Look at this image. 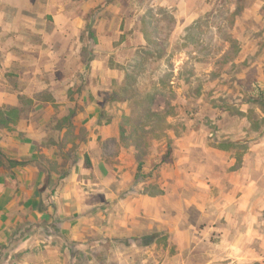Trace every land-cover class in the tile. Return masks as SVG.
<instances>
[{
    "label": "rangeland",
    "instance_id": "1",
    "mask_svg": "<svg viewBox=\"0 0 264 264\" xmlns=\"http://www.w3.org/2000/svg\"><path fill=\"white\" fill-rule=\"evenodd\" d=\"M18 1L30 7L41 0ZM57 2L55 10L64 7L73 17L78 16V23L83 21L81 45L76 52L71 47L75 40L71 31L64 39L60 33L45 46L38 34L32 35L31 51L22 53L27 61L13 64L14 70L26 75L19 77L18 74L12 81L23 88L27 97L33 98V104L26 103L25 121L62 118L77 102L68 100V88L83 91L78 100L83 110L75 120L86 131L87 142L82 152L90 155L92 167L77 163L71 174L62 180L60 189L52 193L51 216L56 222L62 221L59 224L62 227L51 223L47 229L37 228V235L18 252H13L11 258L10 254L3 257L4 253L0 252V264H182L186 257L177 251L171 228L159 227L163 225L160 219L170 220L174 218L173 211L177 213L180 209L188 223H195L201 212L196 206L189 208L187 200L199 194L200 199L203 195L208 198L212 192L209 196L208 192L202 195V190L196 189L193 183L176 176L175 168L182 171L186 166H200L206 161L200 151L210 150L222 151L213 158L218 167L221 160H227V173L233 172V167L238 169L239 152L242 153L240 165L247 155L246 170L253 177L259 178L252 170L257 161L261 166L258 172L260 175L263 172L264 112L259 105L245 101L248 94L258 93L257 82L263 83L264 90V0H248L249 6L236 17L232 14L233 0H159L152 6L162 8L163 13L154 9L150 15H147V0ZM54 15H60L58 21L69 17V13L64 12ZM155 19L164 26L163 36H167L169 42L167 53L157 62L149 57L145 65H131L137 46L147 43L141 25L155 23ZM196 22L198 34L194 37L199 39L198 45L186 40L191 33L189 28ZM90 23L96 34L93 40L86 29ZM51 26L50 21L37 17V27L50 29ZM49 48L57 52L51 57H40L41 50ZM130 70L134 73L131 78L128 77ZM6 80L9 79H4L7 85ZM161 88L165 95L159 93V102L166 100L171 105L168 115L161 120L148 121L147 137L142 138L139 145L124 141L121 125L130 116L133 123H143L145 115L140 104L149 93L159 92ZM50 97L54 100L44 103V99ZM113 97H121V100L113 101ZM123 98L126 100L122 101ZM227 101L238 105L247 115L242 119L227 112ZM161 106L164 107V103ZM251 106H254L252 110ZM17 126L0 131V148L5 155L18 149L37 155L38 150H46L45 143L59 148L52 142L59 137L69 146L73 140H79L50 123L46 129L32 133V139L26 141ZM130 129L133 131L132 126ZM171 139L176 155L168 162L163 161ZM14 140L21 145L17 146ZM227 141L236 146L223 147L222 143ZM190 150L194 154L189 158L186 152ZM144 155L147 163L142 171L148 178L138 180V163ZM178 177L180 183H177ZM260 179L264 183L262 175ZM170 194H175L180 204L172 201ZM147 196L160 197L159 203L168 213H159L162 207H157ZM207 211L213 217L216 215L209 207ZM215 220L209 225L200 224L209 234L200 246L201 253L191 255L189 264L202 261L203 254H211L213 249L224 258L223 246L236 240L234 230L227 231L232 229L229 220L219 219L216 222L219 229L212 230L210 226ZM63 226L67 227L65 231ZM260 230L264 234V222L260 223ZM224 235L229 236L227 242ZM14 249L11 244L8 252Z\"/></svg>",
    "mask_w": 264,
    "mask_h": 264
},
{
    "label": "crops",
    "instance_id": "2",
    "mask_svg": "<svg viewBox=\"0 0 264 264\" xmlns=\"http://www.w3.org/2000/svg\"><path fill=\"white\" fill-rule=\"evenodd\" d=\"M58 4L57 0H41L39 3L35 1L32 3L33 6L29 7L21 4V1L18 0H0V107H16L20 104V95L24 93V90L12 81V78L17 77L19 74L18 71L13 69V64L20 60L22 62L27 61V58L22 57V53L23 50L24 53L31 51L30 46L33 43L30 37L32 35L38 34L41 38L42 45L45 46L49 40H53L60 33L64 39L67 32L71 31L73 39H75L71 47L76 52L78 45H81V38L80 36L78 37V33L84 29L83 21L78 23V16L75 15L73 17L70 15V11L66 12V8L64 7L55 10L53 7H57ZM63 12L69 13V17H64L63 21H58L60 15L56 17L54 14ZM37 17L43 18L48 22L50 21L52 25L50 29L37 27ZM53 26L54 28H52ZM18 47L22 48V51L17 52L16 48ZM55 50L54 48H49L48 51L47 49L45 51L41 50L40 57L44 55L51 57L53 53L57 52ZM25 75L26 73L23 75L19 74V77ZM6 78L9 79V81L6 80L7 85L4 83V79ZM252 108L254 106L250 107L251 110ZM241 110L244 112L243 109ZM245 115L247 114L245 113ZM52 122H54L53 118L41 119L36 122L32 120L25 121L22 118L17 127L25 134L24 140L30 141L33 137L32 133L39 129H46ZM17 140H14V142ZM20 145L18 143L17 146ZM45 146L46 150L43 151L41 146L40 149L42 148V151L38 150L39 153L37 155L34 152L23 149L12 150L7 155L18 160H31L38 158L41 154L52 159V161L62 159L60 157L61 149L55 148L52 143H45ZM27 147L25 145V148ZM193 150L186 152L187 157L190 158L194 154ZM2 151L4 152V149ZM51 151L55 153H48ZM200 152L206 157V161L200 166L193 167L191 165L192 168L186 166L182 171L178 167L175 168L176 176H180L181 179L193 183L196 189L202 190V195L208 192L209 196V192H212L211 197L206 198L203 195L201 198H204L203 201L200 199L201 194H199V197H193L187 200L189 208L196 206L200 210L201 214H199V219L195 223H188L186 215L182 214L180 209H178L177 213L173 211L172 215H174V218L172 216L170 220L167 217L160 219L163 225L159 224V227L165 226L166 229L168 226L171 228L170 230L175 240L174 244L177 245V251L183 257H186L183 259L182 264H189L191 255L194 256L201 253L200 248L205 241L204 238L209 234V230H204L203 226L206 224L209 225L208 223H213V219L216 218L215 224H211L212 226L210 227H212V230H218L219 227L216 222L224 218L232 223V229L229 228L227 231L230 230V233L234 230L236 240L223 246L222 253L224 258H221L219 253H216L218 251L213 249L211 254L209 252L206 253L208 257L203 254V260L195 264H264V234H261L260 230V223L264 222V183L260 179L261 175L264 177V168H262L263 172L261 171L260 175L258 171L261 169V166L257 161L252 170L259 174V178L253 177L252 173L246 170L245 162L248 160V157L245 155L243 156L241 165L237 158L236 164H238L237 167L239 166L238 169L236 170L233 167V172L227 173V160H221V167H218L215 165L216 163L213 158L214 154L222 151L213 152L206 150ZM80 154H83L82 150ZM174 154L176 155L175 149L172 157ZM80 162L83 163V161ZM61 163V160L60 162H56L58 166H62ZM190 163L191 160L189 161ZM75 167L77 168V166ZM42 177L43 179H41ZM180 177H178L179 182L177 183H180ZM41 184L44 185V172L43 167L38 162L30 163L25 167L18 166L6 172L0 168V246L9 244V241L14 239V237L17 238V235L15 236L17 226L27 219L41 222L47 217V224L54 223L62 227L59 225L62 221L59 220L56 222L53 216H51V190H47V195L42 194L38 196L37 194L38 190L43 187L37 189ZM226 186L229 187L228 191L225 190ZM161 189L164 193L165 187L163 185ZM147 197L150 198L151 202L154 201L155 205L160 208V197ZM168 197L172 201L180 204V200L177 199L175 194H170ZM41 200L44 202L42 208L39 207ZM207 207L212 209L213 213L216 214L214 217L210 211V214L208 213ZM15 208H18V210H15ZM151 209L152 207L148 208L149 211ZM159 213L166 215L168 209L162 207ZM234 215L237 216L234 218ZM202 223L205 224L201 226L200 224ZM72 224L74 225V223ZM63 229L65 231L67 227L63 226ZM34 235H37V233L29 234L23 240L18 241L15 246L12 243L15 249L8 253V255L10 254L9 258L12 257L13 252H18V249L25 243L28 244L27 242L32 240L31 238ZM223 237H225V242H227L229 236L224 235ZM256 243L258 244L255 245Z\"/></svg>",
    "mask_w": 264,
    "mask_h": 264
},
{
    "label": "trees",
    "instance_id": "3",
    "mask_svg": "<svg viewBox=\"0 0 264 264\" xmlns=\"http://www.w3.org/2000/svg\"><path fill=\"white\" fill-rule=\"evenodd\" d=\"M110 2V0H108ZM149 8L147 10V15H150L152 11H154L155 8H153L152 3L159 1V0H147ZM235 3V9L232 12L233 17H236L244 8H247L249 5L247 4L248 0H233ZM159 13H163L162 8L160 9H155ZM222 11V9H220ZM223 12H225L223 10ZM165 13V10H164ZM169 13V12H167ZM171 13V12H170ZM143 19V23H144ZM199 22V21H198ZM199 26V24H198ZM173 27V26H172ZM196 27H197V22L195 25H192L189 30L190 34L189 36L186 37V40H191L193 41L194 44H200L198 42L199 39L195 38L194 36L197 37L198 32H196ZM87 31H89L90 37L92 40L95 38L96 34L94 33V28L90 24L87 26ZM83 32L84 29L80 35V38L82 40L83 38ZM141 32L144 35V38L146 40V45H138L137 49L135 50L134 57L132 59V63L134 65L141 63L142 65L146 64L148 62L149 57H151L153 62H157L159 59L163 58L165 54L167 53L168 47H169V42L166 37L163 36L164 32V26H161L160 24L156 23H147V25H141ZM93 51V50H92ZM94 52V51H93ZM14 67V66H13ZM154 66H152L153 69ZM132 68V66L130 67ZM14 69V68H13ZM131 78L133 76L132 70L128 73ZM83 78V75L81 76V79ZM17 85V83H15ZM257 86L260 87L258 90V93L255 95L248 94V99L245 102H250L251 104L259 105L261 107V110L264 112V90L262 89L261 86H263V83L260 81L257 82ZM18 86V85H17ZM201 88V87H200ZM130 90V89H128ZM131 90H133L131 88ZM138 90V89H137ZM77 92V93H76ZM77 94V96L74 98L73 95ZM159 93L164 94V89L161 88L159 92L152 91L149 93L147 98L143 101L142 104H140L141 109L144 111V119L143 123H140L142 121H138L133 123L131 119L133 116H130L127 118V121L121 125V138L128 142V143H133L136 145H139L138 142L143 138L147 137V127L148 121L152 120L151 122H154V119H160L164 115H168L169 110L168 107L171 105L168 103V101L164 102H159ZM83 96V91L80 90H75L73 87L68 88V100L70 101H77L76 104L70 108V112L67 115H64L62 118H59L57 120H54L53 126L55 129H58L59 131L66 130V135H72L75 138L79 140H73L71 142V146H69V143L64 140V138L59 137V140H54L52 142H55L59 145V148L61 149V155L60 157L62 159H57L56 161H52V159L47 158L45 155L41 154L39 155L38 158H34L31 160H18V159H13L11 157H8L7 155L4 154L2 149L0 148V168L2 170L8 171L11 170L15 167L18 166H27L30 163L33 162H38L41 167H43V172H44V185L41 189L38 190V196H41L44 191L51 190V193H54L60 189L62 185V180L69 176L72 172V167L79 163L80 161H83L86 165L87 168L92 167V162H91V157L90 155L85 152L83 154H80V151L82 150V147L84 143L87 142V138L85 136V129L83 126H79L76 123L75 117L80 113L81 110H83V107H81L78 103V100ZM75 99V100H74ZM54 100L53 97L50 98H45L44 103H51ZM113 101L121 100V97H113ZM126 98H123L122 101H125ZM27 104H33V98H29L26 96V94H21L20 95V104L19 106L13 107V106H3L0 107V131L3 129H13L20 120L23 118V116L27 113ZM162 103H164V107H162ZM165 103L167 104V107L165 108ZM228 104V107L226 108L227 112L231 114L237 115L239 118H244L245 113L238 107V105H234L233 103H230L229 101L225 102ZM137 109V108H136ZM251 117V116H250ZM101 118V115L99 114V119ZM165 118V117H164ZM163 118V119H164ZM55 119V118H53ZM264 120V119H263ZM133 123V125H132ZM130 126H132L133 131L130 129ZM174 126V125H173ZM254 126V124H253ZM256 127V125H255ZM180 135V133H177ZM229 144H232L233 146H236V144L232 143L231 141H227L222 143L223 147L228 146ZM245 148V147H244ZM174 141L171 139L168 143V149L167 152L165 153V156L163 158V161H169L172 159V154L174 152ZM146 155H144L143 159L139 160V168L137 172V179L142 180V179H147L148 174L143 172V168L147 163V159L145 158ZM242 158V153H238V159L239 162L241 161ZM61 160V165L58 166L56 164L57 161L60 162ZM151 173V172H150ZM150 175V174H149ZM44 206V202L41 200L39 203V207L42 208ZM48 220L47 217L41 221V222H35L31 219L24 220L21 222L16 230H15V236L17 235V238L14 237L11 241H9V244H5L3 246H0V252H2L3 257L8 255V248L10 247V244H14V246L17 244L18 241L23 240L26 236H28L31 233H35L36 229L39 227L43 228H49L50 224H47ZM5 249V251H4ZM1 255V256H2ZM1 258V257H0Z\"/></svg>",
    "mask_w": 264,
    "mask_h": 264
}]
</instances>
